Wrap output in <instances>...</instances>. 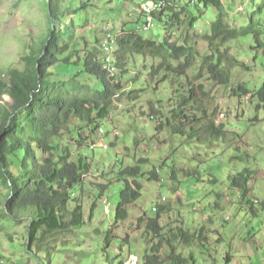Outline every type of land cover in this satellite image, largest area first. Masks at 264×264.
<instances>
[{
  "label": "trees",
  "instance_id": "1",
  "mask_svg": "<svg viewBox=\"0 0 264 264\" xmlns=\"http://www.w3.org/2000/svg\"><path fill=\"white\" fill-rule=\"evenodd\" d=\"M43 1L49 32L40 36L29 32L26 54L21 59L23 67L1 72L7 73V78L0 74V179L8 188L4 209L17 222L27 219L26 247L31 251L56 250L60 241L84 223L82 199L76 193L91 170L84 150L96 142L103 120H108L120 96L127 95L133 103L145 91L144 87L126 90L123 79L133 70L129 60L135 62L138 56L158 60L150 71L149 82L158 78L173 89L167 100L152 98L149 113L143 112L156 122L157 132L168 130L175 136L208 143L228 141L229 136L237 134L228 130L230 122L218 123L216 96L211 95L205 81L227 90L235 68L251 69L226 45L252 36L254 59L264 57V23L250 18L245 26L231 25L222 0H164L165 7L153 13L152 21L164 24L167 33L162 42L139 32L140 26H148V16L140 9L146 0L138 4L142 24L136 28L129 25L136 24L135 21L125 22L119 35L113 29L98 35L97 29L82 26L83 22H89L90 11L100 15L107 0ZM108 1V15H112L117 12L112 4L115 0ZM210 6L217 10V19L210 30L199 29L203 8ZM184 29V40L175 39L172 31ZM198 29L204 33L196 34ZM198 38L208 44L204 53L198 49ZM109 47L111 54L107 51ZM109 57L111 60L107 62ZM64 74L68 79H54ZM129 82L137 83V77ZM238 82L233 94L249 95L251 103L257 101L258 111L264 108V84L251 89L246 82ZM5 94L12 101H4ZM162 165L171 167L172 177L176 179L177 168L167 161ZM156 169L149 172V180H158ZM183 171L190 176V172ZM125 173L137 176L140 168L132 167ZM240 179L236 178L233 185L243 188V194L249 196L250 189ZM141 197V183L126 181L116 210V224L128 219V208ZM172 209L171 205L158 203L156 217L144 215L140 219V224L147 220L146 235L150 237L147 245L151 244L142 264L195 261L193 253L188 256L181 249L198 241L203 244L204 229L200 233L192 232L182 223L166 231L162 219ZM113 237L112 233L107 236L106 247Z\"/></svg>",
  "mask_w": 264,
  "mask_h": 264
},
{
  "label": "rangeland",
  "instance_id": "2",
  "mask_svg": "<svg viewBox=\"0 0 264 264\" xmlns=\"http://www.w3.org/2000/svg\"><path fill=\"white\" fill-rule=\"evenodd\" d=\"M222 1L231 25L245 26L250 18L264 23V0ZM140 2L112 1L117 12L108 15L107 0L100 15L90 11L89 22H83L82 26L97 29L98 35L109 29L119 35L128 21H135L136 24L129 25L137 28L143 22L139 20ZM203 11L198 28L210 30L218 12L213 6ZM49 27L43 0H0V74L9 68L23 67L21 59L26 54L27 35L29 32L45 35ZM176 31H172L174 38L182 42L185 29L174 34ZM139 32L158 42L167 33L164 24L158 21L150 30ZM253 44V37L249 36L226 45L239 60L251 65L250 70L244 67L233 70L227 90L205 81L211 95L216 96L218 123L230 122L228 130L237 134L229 136L228 141L200 143L172 135L168 130L158 133L156 122L146 116L151 109L149 101L157 97L167 100L173 89L158 78L149 82L150 71L158 60L140 56L135 62L129 60L133 70L123 79L126 90L144 87L145 91L133 103L127 95L121 98L118 95L120 99L108 120H103L96 142L84 150L91 170L87 181L76 189L84 207V223L60 241L56 250L31 251L26 247L27 219L17 222L8 215L4 209L8 188L0 179V264H142L151 244L147 245L150 238L146 235L147 220L140 224V219L144 215L156 217L158 203L173 208L162 219L166 231L182 223L192 232L204 229L203 244L198 241L181 249L186 255L195 256V261L188 264H264V108L258 111L257 101L251 103L249 95L233 94V87L240 80L251 89L264 84V57L254 59ZM207 46L198 38L201 53L207 51ZM1 76L8 77L7 73ZM68 77L64 74L54 79ZM136 77L138 84L129 82ZM3 100L12 98L5 94ZM165 161L177 168L176 179L172 177L173 169L162 165ZM132 167L140 168L137 176L125 173ZM155 167L158 180H149V172ZM183 170L190 172V176ZM239 177V182L250 189L249 196L243 194V188L233 185ZM126 181H139L142 197L128 208V219L116 224V210ZM111 233L112 243L106 247Z\"/></svg>",
  "mask_w": 264,
  "mask_h": 264
},
{
  "label": "built area",
  "instance_id": "3",
  "mask_svg": "<svg viewBox=\"0 0 264 264\" xmlns=\"http://www.w3.org/2000/svg\"><path fill=\"white\" fill-rule=\"evenodd\" d=\"M158 5H165V1L162 0L160 2H158V4H151V3H147V2H142L141 4V11L145 14V15H150L151 11H156V6ZM154 26V23H150L149 22V26H140L142 30H150L152 27ZM107 51L110 52L111 54V47L107 48ZM109 60H111V58H107V62H109ZM113 71V69H112Z\"/></svg>",
  "mask_w": 264,
  "mask_h": 264
},
{
  "label": "bare ground",
  "instance_id": "4",
  "mask_svg": "<svg viewBox=\"0 0 264 264\" xmlns=\"http://www.w3.org/2000/svg\"><path fill=\"white\" fill-rule=\"evenodd\" d=\"M160 1H162V0H146L144 2L151 3V4H158V2H160ZM163 7H165V5H158V6H156V11H151L150 15H147L148 16L147 17L148 26H149V22L152 23V21H153V18H154L153 13L161 11L163 9Z\"/></svg>",
  "mask_w": 264,
  "mask_h": 264
}]
</instances>
